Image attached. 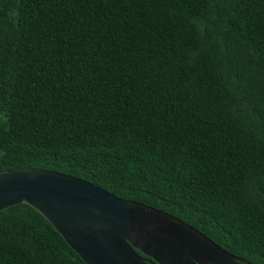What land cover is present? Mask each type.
<instances>
[{"label":"trees","instance_id":"trees-1","mask_svg":"<svg viewBox=\"0 0 264 264\" xmlns=\"http://www.w3.org/2000/svg\"><path fill=\"white\" fill-rule=\"evenodd\" d=\"M28 168L264 264V0H0V171ZM0 264L85 263L20 204Z\"/></svg>","mask_w":264,"mask_h":264},{"label":"water","instance_id":"water-1","mask_svg":"<svg viewBox=\"0 0 264 264\" xmlns=\"http://www.w3.org/2000/svg\"><path fill=\"white\" fill-rule=\"evenodd\" d=\"M20 204L85 264H251L169 213L55 171H0V212Z\"/></svg>","mask_w":264,"mask_h":264},{"label":"flooded vegetation","instance_id":"flooded-vegetation-1","mask_svg":"<svg viewBox=\"0 0 264 264\" xmlns=\"http://www.w3.org/2000/svg\"><path fill=\"white\" fill-rule=\"evenodd\" d=\"M144 258H146V259L150 260V258H148V257H145V256H144Z\"/></svg>","mask_w":264,"mask_h":264}]
</instances>
